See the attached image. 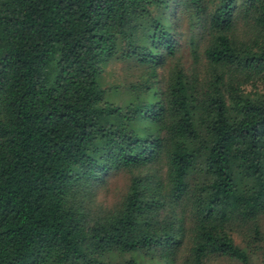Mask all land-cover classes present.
<instances>
[{"label": "trees", "instance_id": "trees-1", "mask_svg": "<svg viewBox=\"0 0 264 264\" xmlns=\"http://www.w3.org/2000/svg\"><path fill=\"white\" fill-rule=\"evenodd\" d=\"M215 261L264 264V0H0V264Z\"/></svg>", "mask_w": 264, "mask_h": 264}, {"label": "rangeland", "instance_id": "rangeland-1", "mask_svg": "<svg viewBox=\"0 0 264 264\" xmlns=\"http://www.w3.org/2000/svg\"><path fill=\"white\" fill-rule=\"evenodd\" d=\"M182 27H183V33L186 34L184 37H183V41H186V39L188 38L190 32L188 33L187 31V25L185 22H183L182 24ZM183 49H181L183 51V59L189 63L190 61V51H189V48L187 46H182ZM126 66V65H125ZM115 69L117 70H120L121 72H123V65L120 66V65H116ZM124 71L127 72V69L124 68ZM125 183H126V177L124 174L122 173H118L112 177L109 178V180L107 181V193L103 194L102 196L100 197H107L108 200H110V198L112 199H115L116 198V195H118V192L122 191L124 189V186H125ZM213 264H231V263H228V261H222V262H218V261H215ZM256 264H261L260 262L259 263H256Z\"/></svg>", "mask_w": 264, "mask_h": 264}]
</instances>
